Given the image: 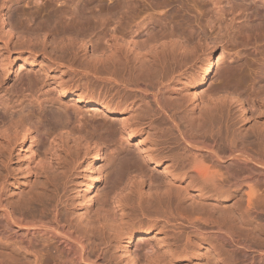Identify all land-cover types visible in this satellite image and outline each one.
Wrapping results in <instances>:
<instances>
[{
  "label": "bare ground",
  "instance_id": "1",
  "mask_svg": "<svg viewBox=\"0 0 264 264\" xmlns=\"http://www.w3.org/2000/svg\"><path fill=\"white\" fill-rule=\"evenodd\" d=\"M132 1L0 0V264H264V121L247 130L248 102L226 87L201 93L211 40L201 56L193 26L165 25ZM209 1L207 26L237 29L236 14L256 9ZM22 2L30 11L13 23ZM49 5L54 24L36 23ZM104 151L120 157L98 199ZM10 157L22 183L36 174L54 188L23 194ZM75 169L77 213L58 186ZM138 215L164 234L141 254L136 240L157 235L136 229Z\"/></svg>",
  "mask_w": 264,
  "mask_h": 264
},
{
  "label": "rangeland",
  "instance_id": "2",
  "mask_svg": "<svg viewBox=\"0 0 264 264\" xmlns=\"http://www.w3.org/2000/svg\"><path fill=\"white\" fill-rule=\"evenodd\" d=\"M249 1L253 2V0ZM107 2L109 3V1ZM132 2H134L136 11L156 14V16L161 18L162 22L165 25H168L170 27H175L177 29L182 28V30L185 29V32H187V28L193 26L192 28L194 34L196 35L195 41L197 39V35H199V38L201 40V43L199 42L198 44V47L200 46L198 50L201 49L199 52L201 56H203L207 51V39L211 40L212 44H214L215 46L216 62L209 78L201 88V93L208 94L219 86L226 87L224 88V91H226L227 93L236 94L238 97L243 98L245 102H248L247 106H249L248 108L250 111L248 115L249 117L247 120H244L246 122L241 123L244 125V127H246L247 130L252 131L258 125V121L259 123H261V121H264V2H262V0H256V3L254 2L256 4V9L251 8L247 10V17H240V12L236 14L238 17L237 29H231V27L225 24L224 27L221 24V22H224H218L217 20L211 23L210 21H208L211 25L213 23L214 27H212L213 25L207 26L206 21L207 18L211 15V5H213L209 3V0L208 2L206 0H133ZM102 3L103 6L105 5L104 7L108 6V3H106V1H102ZM28 6L26 5L25 7L24 2H22L21 4L17 3L16 5L13 4L11 6V8H13L10 9L11 11H8L9 19H11L13 23L20 22V18L18 17L25 18V16L28 15L30 11ZM52 6L53 5H49L48 9L42 8L41 11L36 14L35 22L41 23L44 20H50L51 22L52 20L51 23L54 24V12L52 11ZM209 7H211L210 10L208 9ZM17 12H19V14ZM23 13L25 14L24 17L22 16ZM228 13L227 15L231 16L230 13ZM58 18L59 17H57L56 20ZM59 19L61 20V18ZM194 21L196 24L194 23ZM216 22L220 23L222 27L220 26V24H218V26ZM24 24L26 25V23ZM238 29L239 31L237 32L236 30ZM231 30L235 34L232 33ZM198 65H200V63ZM198 68L199 66L196 67V72H198ZM18 69V67L15 68L13 74L10 76L9 80L11 82H13V79H16V73H19ZM37 69H39V67H37ZM64 102L66 103V105H68L69 109H71L70 106L71 104H73L72 99L69 98ZM82 106L84 109L88 110V106L84 104ZM234 106L236 105H233V108H235V111L232 110L233 114L234 112L239 113L236 112L238 111V109ZM262 111L263 113L259 114ZM91 112L92 111L88 113V116ZM90 118L93 119V117ZM97 118L102 119L103 117L98 116ZM35 140L36 144L38 145L40 141L39 138L37 137ZM128 148L133 151L135 148L134 143L128 146ZM103 156V162L104 165H107V168L103 171L102 174L104 178H102L99 181L100 183L98 184V199L102 197V194L104 193L106 187H108L114 181V172L116 166L119 163L120 154L114 157L110 151H104ZM142 157L143 156H141V158ZM16 163L17 158L10 157V159L7 161V166L9 170L13 172L14 177H17L20 181L19 184H16L14 186L16 188L19 187L22 190L23 194L35 192L37 189L43 187V185L48 186L51 189L54 188L53 184H55V182L48 181V183H46L42 175L36 177V174L33 176L31 175L30 182L22 183L23 176L17 175L18 171L15 170ZM81 173L82 172L79 169L73 170L70 173V177L66 180H61V184L58 185L62 186V183L64 182V186L66 187V194L70 195L71 197V211H73L74 213H77L78 211L75 188L82 181ZM12 182H14L15 184L14 180H12ZM259 194L261 196H264V190H261ZM97 203V197H94V199L90 203H84V205H86V208L84 210L85 213L91 214V207H96ZM146 216L147 215L136 216V218L132 220V224L138 231L148 230L149 235H157V237L148 238V236L143 240L137 239L133 247L134 253L137 254L139 252V254H141L144 251L142 249L144 243L143 241L150 242V244L153 245L156 249L158 247V238L164 237L163 233L158 232L160 226H147L148 224L146 222H148V217ZM123 241L124 238H121L119 239L117 244L120 245ZM115 245L116 244L113 243V246L111 248L110 252L112 254L116 253L117 249ZM112 261L114 264H122L118 259L114 257L112 258Z\"/></svg>",
  "mask_w": 264,
  "mask_h": 264
}]
</instances>
